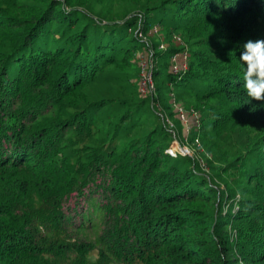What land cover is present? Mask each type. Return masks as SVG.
<instances>
[{"label":"trees","instance_id":"16d2710c","mask_svg":"<svg viewBox=\"0 0 264 264\" xmlns=\"http://www.w3.org/2000/svg\"><path fill=\"white\" fill-rule=\"evenodd\" d=\"M149 20L191 45L189 68L163 78L198 107L239 198L169 154L164 125L145 128L132 80ZM248 40H264V0H0V264H264V101L237 59Z\"/></svg>","mask_w":264,"mask_h":264},{"label":"rangeland","instance_id":"374dc122","mask_svg":"<svg viewBox=\"0 0 264 264\" xmlns=\"http://www.w3.org/2000/svg\"><path fill=\"white\" fill-rule=\"evenodd\" d=\"M100 8V6L95 5L96 12ZM105 8L118 13L124 10L122 5H107ZM133 15L141 18L143 14L139 11H134ZM149 22L151 21L149 20ZM147 27L149 28L147 33L137 30L136 32L135 30L131 31L133 27L129 28L131 33L135 32L146 43L145 50L139 52L137 57L141 70L145 67L146 75L148 73L150 79L146 87L141 85V71L139 77L132 80L133 84L138 85V98L146 102V109H148L146 113L148 125L145 128H151L158 123L164 125L172 135L171 146H174L172 148L175 149L174 152H177V156L180 155L194 159L199 166V170L210 178L219 193L225 195V198L230 192H235L236 198H239L240 188L236 181L213 169V167L219 165L216 158L221 151L219 149L209 150L202 142L200 133L202 115L198 107H196L194 102H188L187 96L183 97L176 88L174 89L172 84L166 83L163 78L169 71L179 74L181 71L189 68L191 45L187 43L186 38L180 32L168 33L161 26H156L158 30L154 31L155 25L152 22ZM170 50L176 51L169 54ZM169 55L171 57L167 59ZM165 64L168 66L167 69L165 68ZM157 67L160 68L161 73L155 76L154 71ZM98 89L102 90L100 92L101 95L106 94L110 97L113 94L109 89L100 87ZM181 110L187 114L186 120H182L180 117ZM193 112L198 114L199 119L192 116ZM223 148L232 152L231 146H224ZM227 209L228 205H223L225 212Z\"/></svg>","mask_w":264,"mask_h":264},{"label":"clouds","instance_id":"9594fccd","mask_svg":"<svg viewBox=\"0 0 264 264\" xmlns=\"http://www.w3.org/2000/svg\"><path fill=\"white\" fill-rule=\"evenodd\" d=\"M244 68L243 87L251 100L264 101V40H248L237 58Z\"/></svg>","mask_w":264,"mask_h":264},{"label":"built area","instance_id":"2783aa9c","mask_svg":"<svg viewBox=\"0 0 264 264\" xmlns=\"http://www.w3.org/2000/svg\"><path fill=\"white\" fill-rule=\"evenodd\" d=\"M157 30H158V28L155 26L154 27V31H157ZM141 79H142L141 85H143L144 87H146L147 84H148V81L150 79V76H149L148 73L146 75V68L145 67L142 68V78ZM179 115L182 118V120H186L187 114L183 110L180 111V114ZM192 116L193 117H196L197 119H199V116H198V114L196 112H193L192 113ZM172 147H174V146H170V149H168V153L171 154V155H173V156H177V152H174L175 149L172 148Z\"/></svg>","mask_w":264,"mask_h":264}]
</instances>
